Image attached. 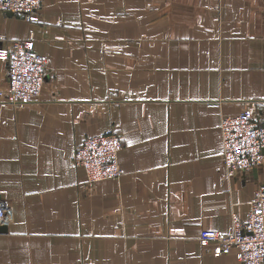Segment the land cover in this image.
Instances as JSON below:
<instances>
[{
	"label": "crops",
	"instance_id": "1",
	"mask_svg": "<svg viewBox=\"0 0 264 264\" xmlns=\"http://www.w3.org/2000/svg\"><path fill=\"white\" fill-rule=\"evenodd\" d=\"M0 33L47 62L38 100L0 98V264L236 263L199 238L264 184V164L227 174L220 130L264 102V0H45ZM111 132L122 176L89 184L74 151Z\"/></svg>",
	"mask_w": 264,
	"mask_h": 264
},
{
	"label": "built area",
	"instance_id": "2",
	"mask_svg": "<svg viewBox=\"0 0 264 264\" xmlns=\"http://www.w3.org/2000/svg\"><path fill=\"white\" fill-rule=\"evenodd\" d=\"M44 2L0 0V13L35 21ZM0 64L7 68V87L0 91L3 102L20 107L38 100L46 81L47 62L35 51L33 38L7 39L0 33ZM220 130L221 158L227 174L251 173L264 164V102L246 107L236 116L222 117ZM121 149L118 133L89 136L76 147L73 163L84 170L89 184L119 180ZM10 220L7 207L0 203V226ZM199 240L203 246L213 245L215 256L234 253L235 264H264V184L256 190L246 220L233 214L229 234L203 229Z\"/></svg>",
	"mask_w": 264,
	"mask_h": 264
},
{
	"label": "water",
	"instance_id": "3",
	"mask_svg": "<svg viewBox=\"0 0 264 264\" xmlns=\"http://www.w3.org/2000/svg\"><path fill=\"white\" fill-rule=\"evenodd\" d=\"M5 229H6L5 227L0 226V231H3Z\"/></svg>",
	"mask_w": 264,
	"mask_h": 264
}]
</instances>
